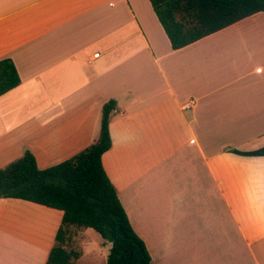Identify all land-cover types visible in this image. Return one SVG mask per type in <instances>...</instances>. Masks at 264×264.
<instances>
[{
  "label": "crops",
  "instance_id": "1",
  "mask_svg": "<svg viewBox=\"0 0 264 264\" xmlns=\"http://www.w3.org/2000/svg\"><path fill=\"white\" fill-rule=\"evenodd\" d=\"M99 53L96 57L95 54ZM0 167L39 168L95 142L152 264H264V11L173 49L150 0H0ZM192 101V107L186 105ZM63 211L0 198V264H46ZM69 264H106L112 243L71 227Z\"/></svg>",
  "mask_w": 264,
  "mask_h": 264
},
{
  "label": "trees",
  "instance_id": "2",
  "mask_svg": "<svg viewBox=\"0 0 264 264\" xmlns=\"http://www.w3.org/2000/svg\"><path fill=\"white\" fill-rule=\"evenodd\" d=\"M170 39L180 49L264 11V0H150ZM21 83L10 58L0 60V96ZM117 101L103 105L98 139L70 158L45 169L34 154L0 167V198L29 200L63 211L61 226L46 264H69L80 253L65 248L71 227L94 228L112 243L106 264H152L145 241L133 228L104 166L103 154L112 145L110 120ZM236 153L264 156V147Z\"/></svg>",
  "mask_w": 264,
  "mask_h": 264
},
{
  "label": "built area",
  "instance_id": "3",
  "mask_svg": "<svg viewBox=\"0 0 264 264\" xmlns=\"http://www.w3.org/2000/svg\"><path fill=\"white\" fill-rule=\"evenodd\" d=\"M95 56L98 57V56H99V53H96ZM186 107H187V108L192 107V101L189 102V103L186 105Z\"/></svg>",
  "mask_w": 264,
  "mask_h": 264
}]
</instances>
